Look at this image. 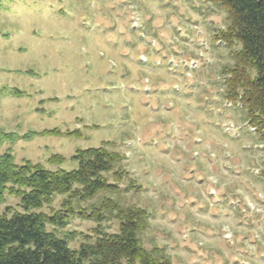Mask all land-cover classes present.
Segmentation results:
<instances>
[{
  "label": "rangeland",
  "instance_id": "rangeland-1",
  "mask_svg": "<svg viewBox=\"0 0 264 264\" xmlns=\"http://www.w3.org/2000/svg\"><path fill=\"white\" fill-rule=\"evenodd\" d=\"M227 25L210 0H0V130L19 136L0 153L72 171L77 149L106 145L127 174L85 209L104 196L146 208L143 245L172 264H264V143L224 96ZM54 128L82 136L38 135ZM96 227L76 216L58 235L78 248Z\"/></svg>",
  "mask_w": 264,
  "mask_h": 264
},
{
  "label": "trees",
  "instance_id": "trees-1",
  "mask_svg": "<svg viewBox=\"0 0 264 264\" xmlns=\"http://www.w3.org/2000/svg\"><path fill=\"white\" fill-rule=\"evenodd\" d=\"M210 1L228 14L227 27L215 34L216 41L232 49L234 59L233 64L223 67L225 99L245 110L248 125L264 143V0ZM12 93L23 94L19 89H12ZM46 134L82 136L79 131L62 133L58 128L38 135ZM34 135L26 134L22 139L30 140ZM18 139L15 133L0 130V146ZM72 159L79 166L66 171L29 159L17 163L11 150L0 153V204L12 196L19 199L21 208L7 207L0 213V264H172L169 257L143 245L141 234L149 226L146 208L125 207L107 196L88 210L82 206L100 193L118 191V183L127 174L120 167L126 155L101 145L77 149ZM64 160L53 154L47 162L59 165ZM260 176L264 179V165ZM58 196L63 200L61 208L55 209L52 205ZM76 216L97 223L93 229L96 237L89 241L92 235L82 234L85 241L72 248L69 238L60 237L58 230ZM110 217L119 221L116 233L102 226Z\"/></svg>",
  "mask_w": 264,
  "mask_h": 264
}]
</instances>
